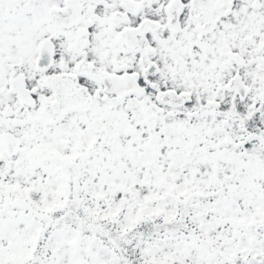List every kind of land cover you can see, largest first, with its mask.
Returning a JSON list of instances; mask_svg holds the SVG:
<instances>
[{"label":"snow or ice","instance_id":"1","mask_svg":"<svg viewBox=\"0 0 264 264\" xmlns=\"http://www.w3.org/2000/svg\"><path fill=\"white\" fill-rule=\"evenodd\" d=\"M0 264H264V0H0Z\"/></svg>","mask_w":264,"mask_h":264}]
</instances>
